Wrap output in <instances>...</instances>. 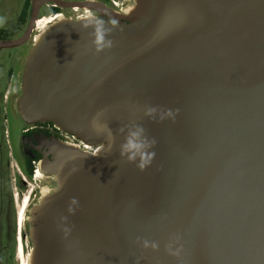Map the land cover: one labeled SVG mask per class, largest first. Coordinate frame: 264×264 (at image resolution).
<instances>
[{
    "label": "water",
    "instance_id": "water-1",
    "mask_svg": "<svg viewBox=\"0 0 264 264\" xmlns=\"http://www.w3.org/2000/svg\"><path fill=\"white\" fill-rule=\"evenodd\" d=\"M46 4L96 14L32 39ZM27 21L0 39L30 47L20 121L96 149L40 141L53 186L26 217L28 264H264V0H31Z\"/></svg>",
    "mask_w": 264,
    "mask_h": 264
},
{
    "label": "rangeland",
    "instance_id": "rangeland-1",
    "mask_svg": "<svg viewBox=\"0 0 264 264\" xmlns=\"http://www.w3.org/2000/svg\"><path fill=\"white\" fill-rule=\"evenodd\" d=\"M121 1L126 2V0ZM26 2L27 0H0V31L6 32L2 39L14 40L22 35L26 24L20 28L18 22ZM104 2L106 3V0ZM42 14L48 17L50 12ZM51 16L49 15V17ZM49 22L50 20L45 23ZM38 29L41 30V28ZM37 33L39 32L35 31L34 34ZM29 49V44H27L0 50V264H25L28 261L29 242L26 240L25 233L26 215L22 224L24 234L22 241H15L17 216L15 208L11 207L7 198L11 179L14 180L17 173L14 156L18 151V131L21 121L13 104L10 101H5V94L13 89L15 82L19 79ZM39 179L42 178H36L37 183L32 181V186L29 189H36ZM23 206L24 202L20 210ZM19 225L21 226L20 211Z\"/></svg>",
    "mask_w": 264,
    "mask_h": 264
},
{
    "label": "flooded vegetation",
    "instance_id": "flooded-vegetation-1",
    "mask_svg": "<svg viewBox=\"0 0 264 264\" xmlns=\"http://www.w3.org/2000/svg\"><path fill=\"white\" fill-rule=\"evenodd\" d=\"M93 1H101L105 3L104 0H93ZM131 2L132 0H126V2L124 3V6L126 7L127 5H129V3L131 4ZM105 4L108 7L113 8L110 2H108V0H106ZM47 11H49L50 15L52 16L62 15L65 17H78L80 15L83 16V15H88V14L90 15L96 14L91 11L87 13L86 10L64 9V8L56 7L53 4H46L42 7L40 16H39V21L37 22L36 29L38 32L40 31L38 28L42 29V26L41 25L39 26V24L40 23L43 24L47 20H49V17H45L42 14ZM42 17H45V18L41 19ZM18 25H19V22H18ZM26 27H27V23H26L25 28L22 31V34L25 31ZM34 33L32 34V39L35 35ZM19 86H20V82L18 79L15 82L13 89L9 93L7 91V93L5 94V101H10L13 104L14 109H15V97L17 96V93L19 92ZM18 133H19L18 146H17L18 151L14 156V161L17 166L16 167L17 173H16L15 179L14 180L11 179L7 198H8V202L10 203L11 207L15 208V215L17 216L15 241L18 240L20 242L22 241V236L24 235L22 232V226L19 225V211H20V208L23 202L27 203V208H26L27 210L25 209L26 217H27L29 209L37 201H39L44 191L53 186V182L51 181L50 178L43 177L42 179L38 180L39 184L37 185L36 189L34 188L29 189V187L32 186V183H33L32 181H34V183H37V181L35 180L37 178L36 177L37 172L39 171V164L44 160V155L42 153L43 148L41 147L40 141L45 138H56L57 140L61 141L62 143L66 145H79L80 147H82V145L80 141L75 139L73 136L60 131L52 123H38V124H35L34 126L26 127L21 122V126H20ZM16 208H18V210H16ZM28 232H29L28 224L26 221L25 233L27 236L26 237L27 241H28Z\"/></svg>",
    "mask_w": 264,
    "mask_h": 264
},
{
    "label": "clouds",
    "instance_id": "clouds-1",
    "mask_svg": "<svg viewBox=\"0 0 264 264\" xmlns=\"http://www.w3.org/2000/svg\"><path fill=\"white\" fill-rule=\"evenodd\" d=\"M102 24V22H98ZM95 45L97 47V51H101L105 47H111V41H106L105 35L102 27L96 28L95 34ZM139 133L134 131L131 132L129 138L126 140L124 145H122V155H127V158L132 161L136 158V155L139 154L140 149L142 148V144L137 142ZM140 167H144V162L142 160Z\"/></svg>",
    "mask_w": 264,
    "mask_h": 264
},
{
    "label": "bare ground",
    "instance_id": "bare-ground-1",
    "mask_svg": "<svg viewBox=\"0 0 264 264\" xmlns=\"http://www.w3.org/2000/svg\"><path fill=\"white\" fill-rule=\"evenodd\" d=\"M61 17H63L62 15H60V16H58V17H54V16H51V17H49V20H50V22L48 23V24H46V23H43V24H39V26L41 25L42 26V29L40 30V31H42V30H44L50 23H52L53 21H55L56 19H59V18H61ZM78 17H81V16H78ZM83 17V16H82ZM48 21V20H47ZM46 21V22H47ZM46 24V25H45ZM45 25V26H44ZM44 26V27H43ZM39 31V32H40ZM36 177L37 178H43V175L38 171L37 172V175H36ZM27 208V203H24V207L22 208V211L20 210V223H21V226H22V224H23V219H25V216H24V214L26 215V212H25V209ZM27 210V209H26ZM25 264H28V261L25 263Z\"/></svg>",
    "mask_w": 264,
    "mask_h": 264
},
{
    "label": "trees",
    "instance_id": "trees-1",
    "mask_svg": "<svg viewBox=\"0 0 264 264\" xmlns=\"http://www.w3.org/2000/svg\"><path fill=\"white\" fill-rule=\"evenodd\" d=\"M30 1L31 0H27L26 5L24 7V10L21 14V18L19 20V27H22L23 25H25L27 23L28 20V14H29V8H30ZM50 15V14H49ZM49 15H47L49 17ZM45 16V15H44ZM54 16V15H53ZM46 17V16H45ZM6 32L5 31H0V39H2V36H4Z\"/></svg>",
    "mask_w": 264,
    "mask_h": 264
},
{
    "label": "built area",
    "instance_id": "built-area-1",
    "mask_svg": "<svg viewBox=\"0 0 264 264\" xmlns=\"http://www.w3.org/2000/svg\"><path fill=\"white\" fill-rule=\"evenodd\" d=\"M108 2H110L111 6L116 9V10H123L125 8L124 6V3L123 1L121 0H108ZM57 16H60V15H55L54 17H57ZM37 31V29H36ZM82 145V144H81ZM82 148H84L86 151L90 152V153H95L96 152V149L95 148H87L86 146L82 145Z\"/></svg>",
    "mask_w": 264,
    "mask_h": 264
}]
</instances>
